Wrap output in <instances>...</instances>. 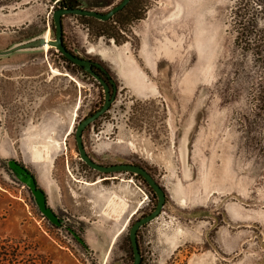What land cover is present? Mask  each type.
I'll list each match as a JSON object with an SVG mask.
<instances>
[{"label": "rangeland", "instance_id": "1", "mask_svg": "<svg viewBox=\"0 0 264 264\" xmlns=\"http://www.w3.org/2000/svg\"><path fill=\"white\" fill-rule=\"evenodd\" d=\"M54 3L0 0V51L54 39ZM141 3V19L113 20L110 36L64 18L67 41L119 89L86 150L104 166L144 167L166 192L138 233L141 264H264V0ZM53 53L0 56V264H131L130 228L157 198L136 176L81 160L75 131L100 86ZM9 161L35 172L54 219Z\"/></svg>", "mask_w": 264, "mask_h": 264}, {"label": "water", "instance_id": "2", "mask_svg": "<svg viewBox=\"0 0 264 264\" xmlns=\"http://www.w3.org/2000/svg\"><path fill=\"white\" fill-rule=\"evenodd\" d=\"M132 0H122L117 6L112 8L109 12L106 14L99 13L93 10H81V9H62L57 10L53 14V21L54 26L56 30L55 38L47 41L46 40V34L41 36L40 38H33L32 40L20 43L17 45H14L13 47L0 51V56H10L12 54H15L16 52L20 51H26V50H33V49H43L46 44H48L51 48L58 50L61 52L66 58H68L70 61L75 63L78 66L84 67L86 72H89L92 74L105 88L106 90V102L102 109L98 111L96 114L88 117L83 122L79 123L76 131H75V138L77 143V149L78 153L80 155L81 160L92 170L97 171L104 175H113V174H131L133 176H140L143 178V180L147 183L148 187L152 190V192L155 194L157 198V205L155 209L149 214L138 221H136L132 227L130 228L129 232V238L131 242V247L133 250V257L134 261L133 264H141L142 263V254L139 247L138 242V233L140 229L151 222H153L155 219H157L165 206L166 203V192L162 188V186L155 180V178L150 174V172L145 169L142 166L134 165V164H118V165H112V166H104L101 164L96 163L87 153L84 143H83V132L89 126L92 124L95 120L100 118L102 115H104L109 109L112 104L113 98L110 99L109 90L107 85L97 76L94 75V73L91 70V64L90 61L81 60L77 57H74L72 54H70L66 48L63 45V22L62 18L67 15H73V16H79V17H87V18H94L96 20L107 22L111 18H113L117 13L121 12L123 9H125L128 4ZM12 166V164H11ZM13 167V166H12ZM16 171L21 172L19 169L13 167ZM29 186L31 187L33 193L37 196L38 200L41 204V208L43 211L48 214L51 218L53 216L50 214L49 210L46 208V203L42 200V194L39 192H36L34 189V186L31 183V180L29 178L24 179ZM54 219V218H53Z\"/></svg>", "mask_w": 264, "mask_h": 264}, {"label": "flooded vegetation", "instance_id": "3", "mask_svg": "<svg viewBox=\"0 0 264 264\" xmlns=\"http://www.w3.org/2000/svg\"><path fill=\"white\" fill-rule=\"evenodd\" d=\"M1 1H4V0H1ZM54 1H55V3H54V12L57 11V10H62V9H81V10H93V11H96V12H99V13L106 14V13H104V10H106L108 8H111L112 9L115 6L118 5V4L117 5H114V3L111 4L110 3V0H54ZM54 12H53V14H54ZM67 16L79 17V16H73V15H67ZM67 16H64L62 18V22H63V37H62V39H63V45H64V47L74 57H77V58H79L81 60H85V61L92 62V64H91V70H92V72L94 73L95 76L99 77L107 85L108 90H109L110 99L113 98V101H112V104L110 106V109L104 115H102L100 118H98L97 120H95L92 124H90L89 126H87V128H90L91 126H94V128H100V126L97 125V124H99L98 121L100 119L104 118V117L106 118L105 115L109 111H111V108L113 107L114 103L116 102V98H117V95H118V92H119L118 85L116 83V78L111 73V71L100 60L94 59L92 57L84 56L80 52H77L76 51V49H77L76 44H71L70 42L67 41V37L65 36V33L66 32L64 30V18L67 17ZM82 26L85 28L84 25H82ZM86 26H89V25H86ZM53 30H54V37H55V34H56L55 33L56 32L55 26H53ZM87 30L90 31L91 30L90 27H87ZM51 49L55 53V54L54 53L52 54V56H54V59H53L54 62H56L58 64H61V67L63 69H65L67 71H70L71 73H77V74H80V75H84L83 77H86L88 81L94 83L93 86H96V84L100 86V89H99V90H101L100 91V100H99L97 106H95L91 110V112L85 117V119H87L88 117L96 114L98 111H100L102 109V107L104 106V104L106 102V90H105L104 86L92 74H90L89 72H86L85 69H84V67H81V66L76 65L75 63H73L72 61H70L68 58H66L58 50L53 49V48H51ZM87 128L85 129V131L87 130ZM85 131L83 132V143H84V133H85ZM85 149H86V147H85ZM19 164H21V163H19ZM29 171L31 173H33L34 176L37 179V176H36L35 172L32 171L31 169ZM43 192H44V190H43Z\"/></svg>", "mask_w": 264, "mask_h": 264}, {"label": "trees", "instance_id": "4", "mask_svg": "<svg viewBox=\"0 0 264 264\" xmlns=\"http://www.w3.org/2000/svg\"><path fill=\"white\" fill-rule=\"evenodd\" d=\"M141 6H142L141 0H132L130 2V4L123 11L119 12L118 14H116L113 18H111L107 22H102V21L96 20L94 18H87V17H79V18L81 20L87 21L88 23H92L93 29H94V31L96 33V36H98V37L99 36H103V35L110 36L109 34H106V32H105L106 31L107 24H109L110 22H112L113 20L118 19V18L136 19V20L141 19L139 17V15L136 14V13H138V11H141L140 10L141 9ZM122 16H124V17H122ZM4 163H6L8 169L9 168L10 169L12 168V170L14 171V173H16V175L19 176L20 178H23V179L29 178L31 180L32 185L34 186L35 191L36 192H39L40 194H42V196H45L42 188L40 187L38 178L36 179V177L34 176V174L29 171L31 168H29L28 166H26L24 164H18L17 162H13V161L4 162ZM12 163L15 166V168L19 169L21 172L16 171L11 166ZM131 176H133V175H131ZM136 177L139 178L140 180H142L147 185V183L143 180L142 177H140V176H136ZM46 208H47V205H46ZM129 241H130V238H129ZM130 245H131V242H130ZM131 249H132V247H131ZM132 253H133V250H132ZM133 261H134V257H133ZM133 261H132L131 264H133Z\"/></svg>", "mask_w": 264, "mask_h": 264}, {"label": "bare ground", "instance_id": "5", "mask_svg": "<svg viewBox=\"0 0 264 264\" xmlns=\"http://www.w3.org/2000/svg\"><path fill=\"white\" fill-rule=\"evenodd\" d=\"M48 41V40H47ZM49 46L48 44L45 45V47ZM115 203V202H114ZM115 208V207H114Z\"/></svg>", "mask_w": 264, "mask_h": 264}]
</instances>
